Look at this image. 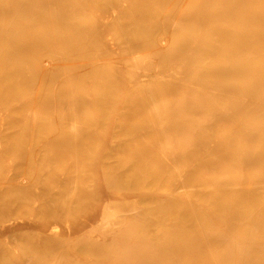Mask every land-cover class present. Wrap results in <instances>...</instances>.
Masks as SVG:
<instances>
[{
	"label": "bare ground",
	"instance_id": "bare-ground-1",
	"mask_svg": "<svg viewBox=\"0 0 264 264\" xmlns=\"http://www.w3.org/2000/svg\"><path fill=\"white\" fill-rule=\"evenodd\" d=\"M77 1L80 5L86 3V0ZM110 1L113 3L114 0ZM122 1V5L127 3L122 11L129 9L133 13L135 9L138 10L140 18L132 24L133 29L140 28L144 19L158 21L161 25L158 30L150 26L148 36L138 38L135 44L127 43L124 59L126 75L130 74L131 79L139 78L131 84L132 89L142 86L143 92L151 91L154 77L161 81L179 79L184 76L180 70L182 64L188 79L189 65H194L192 85L197 94L193 97L196 99L193 104V123L171 125L178 130V134L176 137L167 136L165 147L175 155L176 149L179 160L186 158L199 146L205 154L203 152L199 158L201 161L198 159L195 164L202 167L199 173L189 168L190 161L184 164L185 170L178 161L179 176L184 177L183 180L180 178V185L171 192V197H178L177 193L183 194L180 189L184 186L186 196L190 195V186L193 185L196 187L193 195L203 196L205 203L201 206L198 201L187 200L184 203L193 209L190 221L204 223L213 219V212L219 213L224 218V231L213 235L212 227H209L203 228L200 235L184 231L168 233L164 235L169 239L168 243L163 242L158 250H147L145 255L135 260H138L137 263L117 262L125 256L120 254L110 253V256L99 257L98 254L108 253L105 247H110L113 242L105 233L106 237L97 242L78 243L79 252L91 251L92 255H97L96 259L89 258L84 263L77 258L70 264H147L153 256L160 262L169 260L173 264H264V0ZM72 2L0 0V138L11 137L14 132L20 133L21 139L37 131L59 132L69 125L67 119L60 117V110L64 108H74L76 117L82 121L85 129L97 130L102 125L98 119L86 120L84 115L91 106L111 101L113 91L109 89L111 84L108 83L114 78V85L119 86L122 77L111 74L106 81L96 77L95 80H88L86 73L98 74L99 61L95 63L97 66H88L86 57L75 61L67 57V52H73L76 46H82L88 39L92 46L102 49V54H115L117 47L103 34L106 24L118 18L114 12L121 7L115 1L107 10L103 23L98 21L99 18L84 21L71 26L70 34L66 35L64 29L54 28L53 25L68 26L78 16L79 7L74 0ZM171 30L182 32V35L170 38L166 33ZM157 31L161 34L155 37ZM127 35L119 33L120 37ZM65 40L68 42L66 51L61 53L55 50L57 41ZM85 49L93 54L94 50L88 46ZM94 54L87 57L91 63L100 56L98 51ZM23 59L25 62L19 63ZM68 70L74 72L67 74ZM93 88L95 92L89 91ZM187 97L183 102L176 103L175 108L187 107L190 102ZM154 109L158 112L160 104L154 103ZM220 122L224 123L223 129L217 131V136L215 133L212 135L213 126H218ZM57 138L50 144L67 142L74 150L78 146L77 141H67L64 135ZM118 146L109 142L106 152L97 159L100 166L93 170L108 167V175L115 172L116 178L127 176V181L132 182L140 177V167L132 175L122 166H113L109 161L107 163L110 150ZM79 151L83 153L82 147ZM26 160L0 183V241L24 231L36 232L35 242H29L28 246L34 249L37 256L20 263L10 256L8 250L0 247V264H46L50 260L47 256L49 252L64 254V263L67 264L72 258L61 247L77 234L69 228L61 234L58 221L69 215L72 208L82 209V201L74 197L72 202L66 198L59 204H48L46 200H40V194L36 191H17L8 195L5 192L7 188L17 189L22 184L17 176L27 168L29 161ZM141 160L136 158L135 162L143 163ZM119 188L122 189V186ZM53 195L54 191L48 190L45 198ZM100 197L103 204L96 223L100 228L112 232L119 218L133 217L125 208L121 209L123 212L120 215L112 211L114 201L121 202L118 205L122 206L131 202L143 205L141 201L144 200L143 196L118 194L113 189L104 192L97 190L93 198L97 202ZM176 200L180 202V198ZM199 207L195 211L194 208ZM22 210H26L27 215L37 213L40 216L28 220L24 217L21 221L4 220L11 213ZM246 221L250 223L248 228L238 227ZM185 241L188 243L181 244ZM216 245L227 246V249L218 256L210 257L211 248Z\"/></svg>",
	"mask_w": 264,
	"mask_h": 264
},
{
	"label": "rangeland",
	"instance_id": "rangeland-1",
	"mask_svg": "<svg viewBox=\"0 0 264 264\" xmlns=\"http://www.w3.org/2000/svg\"><path fill=\"white\" fill-rule=\"evenodd\" d=\"M72 1L73 0H71V2ZM80 1L82 2V0ZM74 2L77 3L78 1L74 0ZM114 2L115 4H118V7H121V9L119 8V11L117 9V11L114 12L118 14L116 20L108 24L105 23L106 26L104 27L105 32L103 36L112 45L116 46L118 51L111 56L104 52V54H102V49L100 50V48L92 46V43L90 42L91 40L87 39L84 44H81L82 46H76L73 52H67V57L75 59V61L86 57L85 62L88 66H97L95 63H98L99 61L98 74L94 72H85L88 80H95L94 77H96L98 80L106 81L111 74V76L118 74L120 78L122 77V82L119 86H117V84L114 85V78H111V83L107 82L108 84H111L109 85V89L113 91V99L111 101H106V103L91 106L88 112L84 115L86 120L98 119L101 121L102 125L97 130L85 129L82 125V121L76 117L74 108H64L60 110V117L67 119L69 125L59 132L50 130L37 131L25 139L19 138L20 133L14 132L11 137L0 138V183L9 178L12 172L16 170V167L25 162V159H27L26 161H29L27 168L17 176L22 184L18 186L19 188L17 189L14 187L7 188L5 192L8 195L14 194L17 191L21 193L36 191L40 194V200H46L48 204H59L66 198L69 199L70 202H72L74 197L81 199L82 209L72 208V212L69 215H66L67 217L64 216L63 219L61 218V220L58 221V230L61 234L68 228L71 229L70 231H74L75 235L77 234L72 239H68L67 243L61 247V249L70 254V257L72 258L67 264L78 259L84 263L88 262L89 258L96 259L97 255H92L91 251L79 252L80 249L78 243L81 241H89L92 243L97 242L106 237L104 236L105 233L109 235V239H112L115 244L112 242L110 247H105L108 253L105 252L98 254L99 257L100 255L103 257L110 256V253L112 255L120 254V256H125L121 257L119 261H117V259V262L125 263L126 261H132L137 263L138 260H135L141 255H145L149 250H158L162 247L163 242L168 243L169 239L164 237V235L168 233L176 234L178 231H184L200 235L202 234L203 228L205 229L209 227H212L213 235L224 231V218L219 213L213 212V219L205 221L204 223L190 221L193 218L194 212L192 211L193 209L190 208L191 206H187L184 203L187 200L193 202L198 201L197 203L200 206L205 203L203 196L196 197L193 195L196 187H193V185L190 186V183V195L186 196L187 194L185 193L184 186L180 189L183 194L180 195L177 191L176 195L178 197H171L173 194L171 192L176 190V186L180 185V178L183 180L184 177L179 176L177 169L179 162H181V168L185 170L184 168L186 167H184V164H187L188 161H190L191 164L189 165V168L193 170L194 173H199V169L202 168L200 164L195 166L196 161L201 158L202 153L204 152L200 146L194 149L190 155L186 156V158L180 160L176 157V149H174V153H176L175 155L173 153L171 154L169 149L165 147L167 136L170 135L176 137L178 134V130L171 125L180 126L190 123L192 125L193 123L192 115L195 111L193 107L195 105L194 101L196 100L193 99V97L196 96V92L194 93L192 85L194 65H189L188 79H186L185 66L182 64L180 70L182 71L181 74L184 76L179 77V79L161 81L154 77L151 91L143 92L144 90H142V86H135L134 89H132L131 84L139 78L131 79L130 74L126 75L127 71L125 70L127 67L124 59L127 51V43L134 42L133 44H135L138 38L143 39L148 36V29L150 26L158 30L161 25H159L158 21L152 20L150 22L144 19L143 25L141 24L140 28L133 29L132 24L140 18L137 12L138 10L135 9L133 13H131L129 9L122 11L125 9V3L122 5V0H114L113 3ZM113 3L110 0H86L85 4L81 3L82 5L77 3L80 13L72 22H70L71 24L63 27L53 25V27L62 28L65 30V34L69 35L71 30L70 27L79 25L78 23L95 20L97 18H99L98 21L100 23H103L107 10L111 8V4ZM80 6H82L81 10ZM119 33H122L123 35L124 33H128L129 36L120 37ZM158 33L159 31H157L155 37L160 36L161 33ZM166 35L170 38H178L182 35V32L171 30V32H167ZM66 41L67 40H65V42L57 41L55 50H58L61 53L66 51L68 48V42L66 43ZM86 46L92 51L94 50L93 54L85 49ZM95 51H98L100 56L97 58L98 60L93 59L91 63L87 57L94 56ZM100 61L103 64L100 63ZM22 62H25V59L20 60L19 63ZM102 65L105 66L103 67ZM107 71H109L108 74ZM73 72L74 71L68 70L67 74ZM120 72L123 74L121 75ZM105 75L107 77L104 78ZM151 78H153V76ZM177 85H179L178 88L176 87ZM128 88H130L131 91H129ZM89 91L95 92V89L93 88ZM93 96L94 95H92V97ZM145 97L147 99H145ZM186 97L190 100V102L187 103V107L184 106L182 109L175 108L176 103L183 102L186 100ZM154 103L160 104L158 112L154 109ZM190 104L192 106H190ZM186 116L187 118H185ZM223 126V122H220L218 126H213L212 130H214V132L212 135L215 133V136H217V131L223 129ZM221 133L222 132H220V134ZM60 135L66 136L67 141H77V150L72 149L67 142L61 145H51L50 143L57 140V136ZM109 142H113L119 146L116 147L117 149L113 148L110 150L107 163L109 161L113 166H122L132 175H134V171L137 170L136 168L140 167L139 171H141V174L139 178L134 179L132 182H128L126 178L127 176H125L126 179L124 177L116 178L115 172H113V174L110 172L108 175V167L93 170L95 168L97 169V166H100V164H97V159L101 154L106 152ZM80 147H82L83 153L79 151ZM204 154L205 152L203 155ZM136 158L140 160L142 159L141 161L144 162L136 163ZM199 160L201 161V159ZM119 186H122V189H120ZM99 189L102 192L113 189V191L118 194L122 193L123 195L133 194L143 196L144 200L141 202L144 206L135 202L119 206L118 204L121 202L114 201L111 206L113 207L112 211L120 215L123 212L121 209L125 208L127 210L126 212L131 213V216L133 217L126 219L119 218L112 228L114 232H112V230L108 231L107 228H100L99 224L96 223V219L101 213L103 199L100 197L96 202V199L93 198L95 192ZM48 190L54 191V195L46 199L45 193ZM63 194L64 197H62ZM176 198H180V204ZM194 209L196 211V209H200V207ZM26 213V210L13 212L6 216L4 220L16 219L21 221L24 217L25 220H28L30 217L38 218L40 216V214L38 215L37 213L30 215H27ZM136 214L139 216L136 217ZM42 221L44 220L42 219ZM200 224H202V228L201 226H198ZM215 224L216 226H214ZM249 224L250 223L246 221L238 227L245 229L248 228ZM36 234L37 233L33 231L21 232L9 238L2 239L0 241V247L8 250L10 256L18 259L17 261H20V263H25L27 260L34 259L35 256H37L34 249H31V246H28L29 242H35ZM114 234L118 235L113 238L112 235ZM187 243L188 241H185L181 244ZM211 249L213 250H211L213 255L210 254V257H215L221 252H224V250L227 249V246L216 245ZM47 256L50 257V260H48L46 264H59L65 262L64 254L49 252L47 253ZM189 257L190 255L188 258ZM116 261H114V263H116ZM147 264L173 263L169 260L160 262L156 256H153Z\"/></svg>",
	"mask_w": 264,
	"mask_h": 264
}]
</instances>
